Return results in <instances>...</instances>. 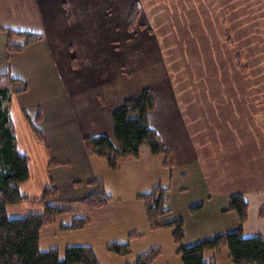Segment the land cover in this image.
<instances>
[{
    "label": "crops",
    "instance_id": "crops-1",
    "mask_svg": "<svg viewBox=\"0 0 264 264\" xmlns=\"http://www.w3.org/2000/svg\"><path fill=\"white\" fill-rule=\"evenodd\" d=\"M114 2L0 0V43L3 47L6 45V52L0 55V73L10 72L16 78L8 107L18 149L27 155L30 169V178L20 186V193L26 200L7 206L6 212L12 219L43 213V204L36 200L41 199L44 189L53 187L58 194L50 203L61 211L55 222L42 228L41 249L57 247L63 256L68 246L89 245L102 264H126L134 254L132 244L130 257L110 253L107 245L113 241H129L130 234L136 232L140 236L131 240L132 243L152 236L155 244L138 242L137 255L147 252L149 247L160 246L162 254L156 262L169 253L174 256V262H179L174 239L166 238L167 244L164 227H150L144 202L138 196L157 185L167 188L169 211L163 215L166 220L160 223L180 219L172 204L174 176L179 172L184 176L198 172L201 174L199 181L210 195L209 201L223 194L224 211L228 209L225 203L227 171L224 168L220 172L222 180L217 179L211 173V161L202 163L198 158L200 148L195 139V125L190 121L193 122V117L184 115L174 98L167 97L169 90L163 93V89L169 87L159 83L147 86L146 78L139 71L132 74L133 78L120 73L116 58L127 57L131 44L122 43L121 50H116L110 41L113 36L108 34L115 23L108 9L112 7L113 11ZM5 28L40 32L44 38L23 51L9 52ZM23 42V37H13V43ZM148 87L155 91L158 101L148 115L149 121L162 143L170 147L173 167H167L164 154L153 153L148 145L141 147L138 158L122 160L115 169L105 158L90 155L85 146L87 137L106 135L118 147L113 113L121 101L139 98ZM39 113L41 120H37ZM35 128L45 141L38 138ZM205 144L201 143L210 155L213 152L211 143ZM52 161L57 164L51 165ZM252 172L250 183L242 181L232 194H242L249 205L248 218L242 226L243 235L264 238L263 160L256 163ZM97 179L103 181L110 200L95 208L81 200L96 191V185L91 182ZM199 203L206 204L203 200ZM233 216L232 228L223 226L213 237L240 227L238 215ZM75 217H86L89 222L79 229H67L65 226ZM205 258L209 264H233L227 248L207 250Z\"/></svg>",
    "mask_w": 264,
    "mask_h": 264
},
{
    "label": "rangeland",
    "instance_id": "rangeland-1",
    "mask_svg": "<svg viewBox=\"0 0 264 264\" xmlns=\"http://www.w3.org/2000/svg\"><path fill=\"white\" fill-rule=\"evenodd\" d=\"M135 3L139 11L130 30ZM110 8L115 23L110 41L116 50L122 43L131 44L127 57L116 58L120 73L139 71L147 86L169 87L163 93L169 90L167 97L193 117L198 158L202 163L211 161L217 179L222 180L224 168L227 171L228 207L229 194L242 181L250 183L256 163L263 160L264 166V0H115L113 11ZM5 47L0 43V55ZM207 142L210 155L201 145ZM199 175L179 172L173 179L172 204L183 221L184 246L209 240L223 226L231 229L235 221L236 212L223 211V194L209 201ZM202 200L206 204L200 207ZM163 227L168 244L167 239H174L172 228ZM151 240L148 236L131 241L134 254L129 262L138 256V242L148 245ZM156 261L153 264H183L180 255L174 262L170 253Z\"/></svg>",
    "mask_w": 264,
    "mask_h": 264
},
{
    "label": "trees",
    "instance_id": "trees-1",
    "mask_svg": "<svg viewBox=\"0 0 264 264\" xmlns=\"http://www.w3.org/2000/svg\"><path fill=\"white\" fill-rule=\"evenodd\" d=\"M135 3L129 15V29L135 25L138 15ZM8 32L7 50L23 51L30 44L40 41L44 34L40 32L20 31L5 28ZM14 36L24 38L22 44L13 43ZM16 78L10 72L0 73V264H102L95 249L89 245L68 246L61 256L57 247L41 249V230L45 225L55 222L61 210L54 208L50 201L58 192L53 187L44 189L42 197L36 202L43 204L44 212L30 214L23 218H9L6 208L26 200L20 193V186L30 178L29 159L20 152L14 124L8 107L11 97V86ZM156 107V97L151 88H145L137 99L121 101L113 113L114 134L118 142L115 147L106 135L87 137L85 146L92 156L105 158L112 168H117L122 160L136 159L140 156L141 147L148 145L155 154H164V164L172 168L171 149L162 140L149 121V113ZM41 120V114L37 116ZM38 138L45 141L44 136L36 128ZM57 164L52 161L51 165ZM96 191L81 200L90 207H102L110 200L102 180L91 182ZM168 189L157 185L149 192L140 194L138 198L144 202L149 225L152 229L169 226L173 230L178 254L183 264H209L205 258L207 250L227 248L233 264H264V238L261 235L246 237L243 235V224L248 218V202L242 194L229 197L228 210L238 215L240 227L237 230L217 235L212 239L183 246L184 227L181 219L162 224L159 218L169 211L166 206ZM202 206V205H198ZM264 215V211L261 212ZM86 217H75L67 229H79L88 224ZM64 227V228H65ZM140 236L132 232L129 241H113L107 245L110 253L128 257L132 253L131 240ZM162 254L161 247H153L139 254L136 260L126 264H153Z\"/></svg>",
    "mask_w": 264,
    "mask_h": 264
}]
</instances>
